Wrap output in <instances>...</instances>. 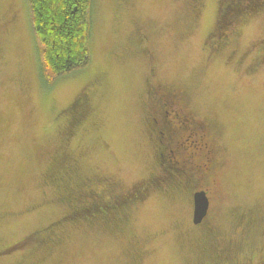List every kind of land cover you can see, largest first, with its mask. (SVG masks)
<instances>
[{
  "label": "rangeland",
  "instance_id": "374dc122",
  "mask_svg": "<svg viewBox=\"0 0 264 264\" xmlns=\"http://www.w3.org/2000/svg\"><path fill=\"white\" fill-rule=\"evenodd\" d=\"M185 1L94 0L89 64L47 87L28 1L0 0V252L15 246L0 264H204L188 193L151 197L116 230L89 217L43 231L67 211L59 202L64 184L100 179L123 191L156 169L143 122L152 69L155 82L189 85L200 118L216 124L210 217L234 244L231 264L264 259V65L256 64L264 55V18H243L235 53L211 62L201 46L221 0H204L195 18ZM84 93L90 109L66 138L61 113ZM57 154L74 172L50 187L41 172ZM44 201L54 207L29 209ZM239 216L252 217L251 228ZM53 231L58 240L37 263L40 252H31ZM30 233L36 236L25 243Z\"/></svg>",
  "mask_w": 264,
  "mask_h": 264
},
{
  "label": "flooded vegetation",
  "instance_id": "af4514ba",
  "mask_svg": "<svg viewBox=\"0 0 264 264\" xmlns=\"http://www.w3.org/2000/svg\"><path fill=\"white\" fill-rule=\"evenodd\" d=\"M185 2L189 17L195 18L202 14L204 0H186ZM243 18L250 20L264 18V0H235L234 2L223 0L219 2L215 24L202 41V49L207 51L205 52L206 57L208 56L211 62L220 56L235 53V49L232 48V41L237 37ZM219 33L222 34L219 36ZM262 37L263 39L261 38L258 42L259 47L264 46V36ZM143 39H146L144 34ZM211 39V45L207 46V42ZM149 52L146 50L147 55L150 54ZM249 64L252 69L254 65ZM256 64H259V67L264 65V55ZM251 71L253 74L255 73L253 70ZM150 72L153 82L151 84L152 89L146 95L143 122L148 148L155 151L156 169L149 173L146 178L133 182L123 191H117L108 181L100 179L96 180L93 185L84 184L83 181L76 186L71 185L72 187L68 189L69 192L63 193L65 202H72L73 204L67 209L66 215L78 223L89 217H95L102 221L104 227L116 230L120 226H124L133 211L151 197L155 195L160 197L173 196L171 188L164 184L162 179L166 168L169 167L175 171L172 173V179L182 185L184 193H188L192 208L194 193L203 191L208 199L207 216L200 224H193L197 230L194 235L195 241L202 245L200 248L204 252V255H200L201 260L212 259V264H231V255L235 252L234 244L232 240L226 239L221 234L218 225L214 224L210 217L211 198L217 186L218 162L216 159L220 152L215 141L216 124L200 118L193 103V89L189 85L176 86L161 81L155 82L156 76L153 69ZM66 123L67 121H65L64 129ZM173 154L175 160H170L173 164L172 167L169 165V158L164 161V155L170 157ZM55 160L56 157L53 156L49 166L55 167ZM70 167L67 169L69 173H71ZM69 173L62 177L63 183L67 178L70 179ZM98 187H101L105 193H99ZM62 191H64L63 186ZM72 193L77 195L72 196ZM248 218L249 216H239L240 221L248 222ZM49 225L44 228L45 231L53 228V225ZM205 227L216 230V233L209 239H206L205 236L202 237V230ZM51 235H53L52 241L58 240L56 233ZM35 236L33 235V237ZM39 245L35 249L40 252V254L38 253L39 256L36 257L37 259L41 258V253L49 255L48 244L44 247H39ZM135 264L139 263L135 261ZM245 264H250V261L245 262ZM255 264H264V259L259 258Z\"/></svg>",
  "mask_w": 264,
  "mask_h": 264
},
{
  "label": "trees",
  "instance_id": "16d2710c",
  "mask_svg": "<svg viewBox=\"0 0 264 264\" xmlns=\"http://www.w3.org/2000/svg\"><path fill=\"white\" fill-rule=\"evenodd\" d=\"M29 4V19L30 26L33 33V37L38 50V58L40 64V78L43 84L47 87H52L58 80L69 77L78 73L86 68V66L90 62L91 55V34L93 28V10H94V0H27ZM223 1V0H221ZM227 2V0H225ZM230 2H234L235 0H229ZM255 7V6H253ZM251 7V9H253ZM211 30H209L210 32ZM222 33H219V36ZM263 39V38H262ZM133 41V40H132ZM134 40L132 43L134 45H138V41ZM211 41L207 42V46L211 45ZM203 44V43H202ZM205 44V43H204ZM206 46V47H207ZM202 49V46H201ZM203 50V49H202ZM207 52L206 50H203ZM208 58V56H207ZM87 94H81L80 97L76 99L74 103H71L69 108L62 111L61 114L64 117V121H67L65 125L66 133L65 136L67 138L70 133L75 131L77 127H79L80 122L87 115L88 112V104L86 102ZM90 109V108H89ZM55 160V167L49 166V162H45V167L41 172V175L47 179V183L50 187L54 186V181L62 180V177H65L66 173H69L67 170L71 164L64 159L63 154H57ZM53 156H51L52 158ZM167 159L168 156L166 155ZM50 158V159H51ZM66 158V157H65ZM54 169V170H51ZM70 172H74L73 167H70ZM64 172L62 173V171ZM166 172L164 173V177L162 178L164 184L169 185L172 191L171 194L173 196H177L185 191L182 190V185L172 179V173L175 172L173 169L167 167ZM70 174V173H69ZM162 182V181H161ZM51 183V184H50ZM63 183V182H62ZM79 184V183H77ZM77 184H74L76 186ZM63 186L64 191L59 193V202L61 206L63 205L66 210L69 209L73 204L67 203L64 200L63 193L69 192V188L72 186H66L67 183ZM67 188V190H66ZM75 191V190H74ZM73 192V191H72ZM72 196L77 195L75 193L71 194ZM68 198V196H66ZM42 204V203H41ZM40 207H36L31 205L29 208L38 209L37 212L42 211L45 208H52L54 204L49 202H45ZM28 205V204H27ZM41 206H43L41 208ZM41 208V209H39ZM29 209L27 211H29ZM33 211V210H31ZM33 213V212H32ZM67 213V211H66ZM66 213L60 217L56 218L49 226L53 225V228L58 224L66 223V224H74L73 221L75 219H71L70 216L66 215ZM243 214V213H242ZM248 215V214H247ZM253 218L249 216L248 222L241 221V224L251 228ZM44 232H48L43 230ZM53 232L47 233L46 236L39 239L38 244L39 247L46 246L49 242H51V235ZM216 233V230L211 229L210 227H205L202 230V237H206L209 239ZM33 234L30 233L28 237L24 240L25 243L29 242L33 239ZM201 237V238H202ZM202 241V240H201ZM204 242V241H203ZM23 244V243H22ZM18 245H21L18 244ZM198 245H200L198 243ZM202 245L198 247V251L200 255H204ZM15 246L11 249L4 250L0 252V255L7 254L12 251ZM35 252V253H34ZM37 251L34 249L31 255H35ZM32 256V257H33ZM35 259V257H33ZM134 258V257H133ZM37 259V258H36ZM202 259V263L204 264H212V259ZM44 260L37 259L38 262H42Z\"/></svg>",
  "mask_w": 264,
  "mask_h": 264
},
{
  "label": "water",
  "instance_id": "95a60500",
  "mask_svg": "<svg viewBox=\"0 0 264 264\" xmlns=\"http://www.w3.org/2000/svg\"><path fill=\"white\" fill-rule=\"evenodd\" d=\"M209 208L208 199L205 192L200 191L193 194V214L192 222L198 225L207 216Z\"/></svg>",
  "mask_w": 264,
  "mask_h": 264
}]
</instances>
